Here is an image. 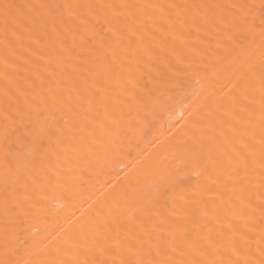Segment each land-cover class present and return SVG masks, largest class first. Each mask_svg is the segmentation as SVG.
I'll use <instances>...</instances> for the list:
<instances>
[{
	"label": "bare ground",
	"instance_id": "1",
	"mask_svg": "<svg viewBox=\"0 0 264 264\" xmlns=\"http://www.w3.org/2000/svg\"><path fill=\"white\" fill-rule=\"evenodd\" d=\"M262 5L0 0V262L121 264L149 233L205 249L186 261L245 251L264 177L260 93L239 84L251 68L259 88Z\"/></svg>",
	"mask_w": 264,
	"mask_h": 264
},
{
	"label": "snow or ice",
	"instance_id": "2",
	"mask_svg": "<svg viewBox=\"0 0 264 264\" xmlns=\"http://www.w3.org/2000/svg\"><path fill=\"white\" fill-rule=\"evenodd\" d=\"M11 5H5V8H10ZM39 7H48L47 5H40ZM60 7H68L60 6ZM89 8L92 6L89 5ZM109 8H119V9H135L142 15L148 14V9H163L164 6L156 4H121V5H108ZM176 5H168V8H175ZM199 7V6H193ZM209 8H219L223 7L220 5H208ZM232 9H244V5H231ZM251 7V6H247ZM262 11H264V5H262ZM136 13L133 12L132 16ZM243 19H247L246 16ZM261 36L264 37V15L261 17ZM262 56H264V45H262ZM240 79L239 89L240 95L243 99H248L249 93L254 90H258L260 93V108H261V136L259 140V164L262 169L261 175L264 177V60L261 62L259 88L256 89L255 85L251 82L250 73L251 68L243 69ZM252 107V102L249 101L247 108ZM43 135V133H42ZM240 151L245 153L241 158L242 163L247 161L248 156L255 158L256 152L253 149L252 144L245 143L243 140L240 142ZM42 147V144L40 145ZM260 188L262 189L260 196V216H259V236L249 237L245 241V251H242L236 242H233L231 247L228 249V254L217 252L216 255L219 257L217 259L209 260H198L193 259L191 261H186L183 259L175 258L176 253H180L183 256L186 252L192 251L197 255H203L205 249L201 248L196 241H191L187 238L177 241L174 235H170L167 240L161 238L159 243H154L152 239V234H142L136 239L135 250L133 255L136 257L134 261H122L121 264H264V178L261 180ZM244 196L243 190L241 191V197ZM166 222V221H165ZM243 239V237L241 238ZM257 245V251L259 252V259H253L251 256V245L252 243ZM211 246V242L210 245ZM131 250V248H130ZM142 254V255H141ZM3 264V262H0ZM19 264V262H16Z\"/></svg>",
	"mask_w": 264,
	"mask_h": 264
}]
</instances>
